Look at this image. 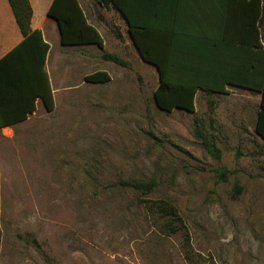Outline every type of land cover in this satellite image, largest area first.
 Listing matches in <instances>:
<instances>
[{
	"label": "rangeland",
	"instance_id": "374dc122",
	"mask_svg": "<svg viewBox=\"0 0 264 264\" xmlns=\"http://www.w3.org/2000/svg\"><path fill=\"white\" fill-rule=\"evenodd\" d=\"M80 1L103 46L55 44L53 109L40 110L1 153L0 264H187L186 248L214 264H264L260 94L198 90L194 111L160 109L157 70L138 54L123 18ZM99 69L108 81L84 78ZM195 118L221 149L219 160L201 145ZM218 165L231 171L226 181H216ZM151 178L146 195L120 184ZM143 197L170 200L184 229L162 231Z\"/></svg>",
	"mask_w": 264,
	"mask_h": 264
},
{
	"label": "trees",
	"instance_id": "16d2710c",
	"mask_svg": "<svg viewBox=\"0 0 264 264\" xmlns=\"http://www.w3.org/2000/svg\"><path fill=\"white\" fill-rule=\"evenodd\" d=\"M100 7L117 11L125 21L128 35L140 57L155 66L158 83L154 89L155 104L170 111L182 108L194 111L196 92L226 93V84L236 85L260 94L254 131L264 140V27L263 0H215L211 8L212 26L200 34L206 40L196 42L197 35L191 9L185 2L179 16L170 28L159 24L157 18L151 22L150 11L130 7L129 0H95ZM15 21L23 34L22 41L0 59V65L11 58L23 62L27 73L35 77V92L46 110L53 109V95L45 60L49 44L43 40L39 29H31L32 6L29 0H8ZM48 16L57 21L60 42L64 45L96 44L103 46L97 28L88 21L79 0H53L47 10ZM167 28L171 32H167ZM117 38L121 34L116 31ZM101 57L116 64L127 66L117 55L102 52ZM90 82H105L110 79L106 70H95L84 76ZM25 118L26 116H22ZM195 132L201 145L219 160L221 149L212 137L203 133L195 118ZM231 171L223 165L215 168L216 181H226ZM141 195L150 193L156 186L149 180L121 181ZM237 191L241 189L236 186ZM146 211L159 221L165 233L184 229V222L176 206L168 199L141 198ZM187 264H214L207 262L191 249L184 250Z\"/></svg>",
	"mask_w": 264,
	"mask_h": 264
},
{
	"label": "crops",
	"instance_id": "0c3cea01",
	"mask_svg": "<svg viewBox=\"0 0 264 264\" xmlns=\"http://www.w3.org/2000/svg\"><path fill=\"white\" fill-rule=\"evenodd\" d=\"M53 0H29L32 6L31 29H39L42 38L49 44L45 60V70L49 75L48 64L54 54L52 50L56 45L68 47L60 42L59 28L56 20L47 14V10ZM96 3L95 0H92ZM90 1L89 3H92ZM80 4L81 1L79 0ZM130 7L148 10L147 15L151 22H159L171 26L179 16L181 5L185 2L194 14V31L197 35L206 34L212 26L210 18L211 8L215 0H129ZM97 4V3H96ZM98 5V4H97ZM99 6V5H98ZM100 7V6H99ZM167 28V32H171ZM23 39L8 0H0V59L14 49ZM196 42L202 43L206 40L204 36L195 37ZM56 54V52H55ZM155 67V66H154ZM156 69V68H155ZM158 73V72H157ZM49 78L52 95L55 90ZM35 77L18 58H11L0 65V167H4L1 153L10 150L9 146L16 145V138L22 134L25 127L32 126L31 120L38 116L39 111L44 108L39 96L33 97L35 92ZM227 92L231 88H242L236 85L226 84ZM245 89V88H243ZM200 90V89H199ZM197 93V92H196ZM216 93L210 92L209 94ZM225 94V93H223ZM22 116H26L23 118ZM7 157L5 155V162ZM1 179V172H0Z\"/></svg>",
	"mask_w": 264,
	"mask_h": 264
},
{
	"label": "water",
	"instance_id": "95a60500",
	"mask_svg": "<svg viewBox=\"0 0 264 264\" xmlns=\"http://www.w3.org/2000/svg\"><path fill=\"white\" fill-rule=\"evenodd\" d=\"M57 22V21H56ZM135 47V46H134ZM136 48V47H135ZM138 54H139V52H138ZM143 60V59H142ZM156 68V67H155ZM156 70H157V68H156ZM158 72V71H157Z\"/></svg>",
	"mask_w": 264,
	"mask_h": 264
}]
</instances>
